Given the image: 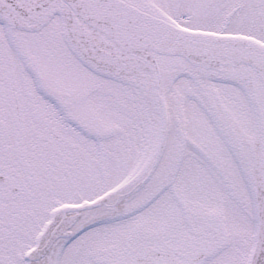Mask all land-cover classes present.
<instances>
[{
    "label": "snow or ice",
    "instance_id": "6c2138e0",
    "mask_svg": "<svg viewBox=\"0 0 264 264\" xmlns=\"http://www.w3.org/2000/svg\"><path fill=\"white\" fill-rule=\"evenodd\" d=\"M0 264H264V0H0Z\"/></svg>",
    "mask_w": 264,
    "mask_h": 264
}]
</instances>
